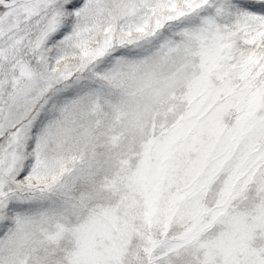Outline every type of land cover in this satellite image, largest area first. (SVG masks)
<instances>
[{"label":"snow or ice","instance_id":"snow-or-ice-1","mask_svg":"<svg viewBox=\"0 0 264 264\" xmlns=\"http://www.w3.org/2000/svg\"><path fill=\"white\" fill-rule=\"evenodd\" d=\"M0 264H264V0H0Z\"/></svg>","mask_w":264,"mask_h":264}]
</instances>
